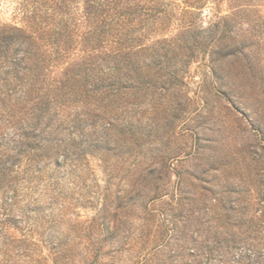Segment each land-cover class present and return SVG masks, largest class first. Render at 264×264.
I'll use <instances>...</instances> for the list:
<instances>
[{
    "label": "rangeland",
    "instance_id": "374dc122",
    "mask_svg": "<svg viewBox=\"0 0 264 264\" xmlns=\"http://www.w3.org/2000/svg\"><path fill=\"white\" fill-rule=\"evenodd\" d=\"M85 1L0 0V32L32 33L47 60L15 106L12 71L35 79L41 62L0 37V264H264V0H136L150 16L130 15L121 64L141 70L114 110L95 83L117 44L89 40ZM236 5L217 46L237 57L213 61Z\"/></svg>",
    "mask_w": 264,
    "mask_h": 264
},
{
    "label": "trees",
    "instance_id": "16d2710c",
    "mask_svg": "<svg viewBox=\"0 0 264 264\" xmlns=\"http://www.w3.org/2000/svg\"><path fill=\"white\" fill-rule=\"evenodd\" d=\"M125 0H86L85 1V8L87 9V14L90 16V14L94 16V18L99 19L100 23L96 25L95 29L89 28L88 32L86 34H89L90 36H88L89 40L94 41L95 45H99V43H103L106 42L108 44H110L111 42L117 44V47L114 48L115 50H113V53H111V55H107V57H110L111 60L113 61L112 63L109 62V64H107V68H103L101 66H97L96 65V70L98 72V74L101 75L100 80H96L95 86L96 91L98 92H102L103 96L100 98L106 99L109 102V105L112 104L113 106L111 108V110H114L115 108H119V104H118V100L121 99L122 95H123V90H125L126 88H128L129 85L127 84V80L124 79V75H126V77L132 76V77H138L136 76L140 70H141V66L136 65V64H132L133 67L129 68L128 72L125 70L124 68V64L122 65V60L126 61V60H130L127 58V55L124 54L123 52V40L124 38L122 37V35H124V26L127 22H129L130 20V15H132L133 11L137 12L138 9H141V14H143L144 16H150V14L148 13L149 10H151V8H144V11L142 10V7L140 6L139 3L136 2V0H134L132 5H126ZM231 1H236V0H231ZM124 2V3H123ZM151 2H153V0H151ZM91 3H96V10H92L89 7H92ZM87 5V6H86ZM123 6L122 9L119 10V6ZM143 6V5H142ZM253 7V5L251 6ZM243 8V6H242ZM249 8V7H247ZM162 8H159V10L157 9L156 12H161L163 13V11L161 10ZM240 10V9H238ZM248 10V9H247ZM140 20H142L139 17ZM144 20L146 18H143ZM253 21V28L254 30H256L259 26L264 27V15H260L257 17V19L252 20ZM215 28H214V34L208 38V47H210V52H211V56L213 57V61H216V59L220 58L219 56L222 55L223 56H230V57H237V43L232 45V47L229 50V53H224L221 50V46H217V44H220L221 42H224V39L226 37V35L229 36H233L234 31H233V26L236 25L237 26V5L235 7V9H233V12L231 13V15H227L225 17H220L218 22H216L215 24ZM223 26V28H222ZM92 27V26H91ZM221 30V32H219ZM0 37H3V39H5V41L7 42L5 45L8 47L6 48V50H9L10 48H14L16 45L18 47L23 46V43H26L25 45H27V47L23 48V54H25V56H27L28 59L30 60H35L36 62H41L40 66L36 65L37 63L33 64L32 66L36 65V67H24L27 70H30L32 72H34L36 75H38L35 79L32 78H25V76L23 75V73L20 72L19 69H14V71H12V74L16 80V82H19L21 86L25 85V93L24 92H20V94L18 93V91H16L15 89L11 90L10 92H6L8 93L10 96H15L16 97V102H15V106H19L23 101H27L26 98H28L26 96V93H30L31 90L33 88L29 87L28 88V84L30 86H32L31 83H33V81H40L41 78V69L44 66V63L47 61L45 58H42L40 56L34 57L32 54L34 48L32 47V45H30V42H32V40L35 38L34 35L32 33H27L23 28L21 27H11L8 30L7 29H3L0 32ZM113 37V38H111ZM256 39H259L257 42H260V39H264L262 36H256ZM231 38H236V37H231ZM2 39V40H3ZM3 42V41H2ZM94 49H97V46L93 47ZM112 52V49H109ZM115 51V52H114ZM9 52V51H8ZM35 53V52H34ZM109 54V53H108ZM129 54V53H126ZM7 57V54H4V57ZM221 57V58H222ZM14 63L16 65L21 63V58H15L14 57ZM44 62V63H43ZM86 64V63H85ZM80 69V67H79ZM25 70V69H24ZM10 72V71H8ZM25 72V71H24ZM127 72V73H125ZM212 73L213 75H215L217 77V79H219V82L221 83V88L220 90L217 91L218 94H220V96L225 97L229 100V102L233 103L231 98L232 96H230V94H232L233 90L232 87L229 86V84L225 81V76L223 74H220L218 68H212ZM80 73L75 72V74L70 75L68 74V72L66 71L65 76L67 77V79L70 78H77V76H79ZM136 84H138L137 82H134ZM131 87H133V83L130 84ZM227 86V87H225ZM18 90V89H17ZM27 91V92H26ZM58 97V96H57ZM39 102H38V107L43 106V108H47V106H49V101L48 103L44 102L43 97L42 96H38ZM49 100V98H48ZM51 101V100H50ZM108 106V105H107ZM110 108H107V111H109ZM110 113V112H109ZM43 113L40 112L38 113L37 117H32L31 120L33 121H37L39 118H41L40 116ZM116 114H112L110 113L109 116L112 117L110 118L111 120H109L108 122L113 121L114 117ZM30 120V122H31ZM115 121L117 120L116 118L114 119ZM39 122V121H38ZM27 124L29 125V128L33 127V123L30 125L29 122H27ZM110 125H112V123H109ZM260 127V126H259ZM258 131L260 133H262L264 135V128H257ZM35 130V129H34ZM25 136L22 138L23 140H25V138L29 135L24 133ZM35 134L33 133V136ZM264 149V146L262 147ZM155 170L154 168L150 169L148 175L150 173H153ZM145 180V178H144ZM158 196H154L152 199L157 198ZM264 222V221H263Z\"/></svg>",
    "mask_w": 264,
    "mask_h": 264
}]
</instances>
